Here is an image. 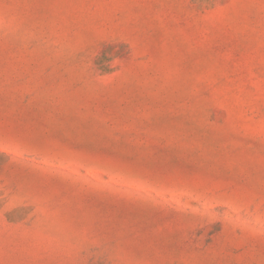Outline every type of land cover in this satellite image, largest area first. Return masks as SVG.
Returning a JSON list of instances; mask_svg holds the SVG:
<instances>
[{
  "label": "rangeland",
  "instance_id": "obj_1",
  "mask_svg": "<svg viewBox=\"0 0 264 264\" xmlns=\"http://www.w3.org/2000/svg\"><path fill=\"white\" fill-rule=\"evenodd\" d=\"M0 264H264V0H0Z\"/></svg>",
  "mask_w": 264,
  "mask_h": 264
}]
</instances>
